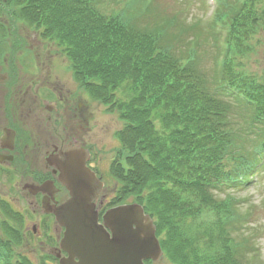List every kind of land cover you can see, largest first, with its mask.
I'll return each mask as SVG.
<instances>
[{
	"label": "trees",
	"instance_id": "16d2710c",
	"mask_svg": "<svg viewBox=\"0 0 264 264\" xmlns=\"http://www.w3.org/2000/svg\"><path fill=\"white\" fill-rule=\"evenodd\" d=\"M220 1L206 29L215 37L221 24L225 50L221 68L217 60L209 75L199 66L198 34L189 49L188 42L174 45L193 27L176 16L158 13L159 25L140 22L136 10L108 14L106 0H0V14L57 41L84 90L119 113L124 127L109 171L117 181L111 204L133 197L145 207L164 235L165 264L248 260L249 240L240 238L239 227L252 215L228 190L253 181L264 139V78L238 62L264 49L255 39L264 25V0ZM174 24L178 32L170 30ZM0 211V264H34L18 252L26 217L1 198Z\"/></svg>",
	"mask_w": 264,
	"mask_h": 264
},
{
	"label": "rangeland",
	"instance_id": "374dc122",
	"mask_svg": "<svg viewBox=\"0 0 264 264\" xmlns=\"http://www.w3.org/2000/svg\"><path fill=\"white\" fill-rule=\"evenodd\" d=\"M152 1V2H151ZM145 0L140 2L139 0H104L105 4L103 5V11L112 14V12H125L128 14H132L133 11L139 14L142 13L143 16L140 18V22L148 23L155 22L159 25L162 23V19L171 18L170 16H176L177 19H182V25L184 27L193 26L191 31L184 34L182 41L179 37H182L181 34L174 40V45L182 48L185 42L189 44V41L196 34L199 35V39L202 42V46L195 49L199 53V66L204 67L207 71L205 73L212 74L213 68L216 65V59L218 58V51L220 53H224V43H225V32L220 31L218 27L215 28L218 33L215 37L209 36V30L206 28L207 22L211 21L218 7L216 5V1L214 0ZM235 1V0H234ZM129 3V5H128ZM235 3V2H234ZM237 2L235 6H237ZM131 6L132 9L128 8ZM150 6V7H148ZM9 11V8H6ZM123 10V11H122ZM126 10V11H124ZM160 14L163 17L157 18V14ZM169 16V17H166ZM0 19H7V14H0ZM11 21V20H9ZM157 24V25H158ZM14 29L15 34H19L18 42L12 41L17 47L12 50V57L10 56L9 60H13V64L20 63L22 65L21 69H16V77L17 80L15 84L21 85L20 88L16 89V93L18 96H14V98H21L22 93L29 88L33 94L39 95L40 91H42L43 95L45 92L43 91V87L46 85L48 81L59 82L62 86H65L63 89L64 96L67 94V88L72 90L71 93H74L78 96V87L77 82L74 79V72L70 68L71 62L68 57H65L64 53H62L63 47L59 45L56 41H50V44H47L43 41V37L40 32L36 33L35 31H31L30 25L24 22L15 23ZM171 31L178 32L179 29L176 24L170 27ZM4 32V31H3ZM2 29L0 27V37H2ZM13 32V33H14ZM21 35V36H20ZM35 36V38L33 37ZM174 37V36H173ZM255 39H259L260 41H264V25L263 29L260 30L259 34L256 35ZM33 42L32 48H37L31 50L27 47L30 43ZM39 43H37V41ZM196 40V39H195ZM194 40V41H195ZM22 43V44H19ZM254 43V47L257 46L258 41L253 40L251 44ZM192 44L188 46L187 49L191 47ZM19 46V47H18ZM7 47H0V56L1 51H7ZM260 50V51H259ZM11 51V50H10ZM257 51L259 53L250 54L245 58L238 57V62L242 65L246 66V70L248 72L257 73L260 77L264 78V49L258 47ZM42 54L40 56L39 63L34 64L32 62L29 64L28 60L29 56H33L35 53ZM23 59V62H20L19 59ZM18 58V60H16ZM2 59V58H1ZM2 60H0L1 62ZM46 63V69H43V63ZM9 61L5 65L4 71L6 69H10ZM217 68V66H216ZM2 72V71H1ZM14 78V77H13ZM42 85L39 87V85ZM39 91V93H37ZM117 95L119 97H125L126 95V87L122 86L117 90ZM85 93V92H84ZM83 100L81 102L86 101L83 106L79 107V101L76 102V105H68L69 110L63 112L62 116H60V122L64 124V127L67 131H72L78 133L82 140L86 144L87 147L92 148V161L91 164L98 170L101 175H103L102 179L105 181V189L102 194V198L104 202L109 201L116 192L115 186L116 182L113 177L110 176V166L116 159L119 151L122 148L121 140L119 138V133L124 127V122L119 117L118 112H108V106L97 99H93V97L88 96L85 93L82 97ZM8 105L11 106V103ZM1 111L3 114V106L4 103L0 99ZM67 106L63 104L61 108ZM25 106H22L24 108ZM21 106L16 108L15 118L21 122V131L29 130L30 126L32 129V136L26 134V138L20 143H16V151L21 153V158H15L16 162L14 165L20 166L23 163L28 164L23 167L24 172L21 173L18 170L13 168L14 165H10L6 168V171L0 172V198L4 199L11 204H13L16 210L21 211L26 217L25 220V241L18 249V252H23L25 255L29 256L30 260L34 264L42 263V256H46L48 252H51V249L47 247L50 245L49 239L45 236V231L47 228L44 227V222L48 219V216L43 213L40 207H37L33 199H28L26 196V191L24 192V184L27 181L35 179L36 174L32 172L33 170L39 169L37 167V156L39 154L40 148L43 145V141L38 140V132L36 129L32 128V125H35V118L28 120H20L17 115L20 112ZM68 115L65 116V113ZM5 118V119H4ZM6 123V117L0 115V136H1V128ZM9 128L18 129L17 126L12 124L8 125ZM51 127L49 128V130ZM41 131L48 130L46 127L40 128ZM41 137V136H40ZM21 136H18V140ZM46 137H44L45 139ZM80 139V138H76ZM41 143V145L39 144ZM49 145L52 143L48 142ZM9 150L12 154L15 153V150ZM259 152V162H258V173H262L264 171V165L262 163L264 159V152L257 147ZM0 151L2 149L0 148ZM28 168V170H26ZM1 170V169H0ZM26 170V171H25ZM12 173L13 177H9V174ZM226 189V188H225ZM232 190V191H231ZM241 203V209L249 211L251 213V217L247 218L244 221V225L239 227V234H241L240 238H248V248L246 252V259H248L245 264H264V172L259 176V178H254V182H251L248 185H242L239 189H229ZM220 195V192L218 193ZM101 199V198H100ZM131 201L132 198L130 199ZM100 202V200H99ZM98 202V203H99ZM1 214V211H0ZM214 222L217 221V218H212ZM54 226L50 229V233L53 234V238H55V232L59 233L60 229L57 225L52 224ZM31 232V233H30ZM236 237L237 234H234ZM164 238V235H161L160 238ZM241 240V239H240ZM51 242V241H50ZM56 244V241L55 243ZM52 245V244H51ZM165 263H167L165 259ZM50 264H57L51 263Z\"/></svg>",
	"mask_w": 264,
	"mask_h": 264
},
{
	"label": "water",
	"instance_id": "95a60500",
	"mask_svg": "<svg viewBox=\"0 0 264 264\" xmlns=\"http://www.w3.org/2000/svg\"><path fill=\"white\" fill-rule=\"evenodd\" d=\"M14 136L11 131L4 135L2 147L13 149ZM49 142L52 144L47 146L43 139L42 166L45 172L52 171L56 181L30 182L23 189L36 206V195L41 192L43 211L54 214L55 225L64 228L57 251L60 264H146L149 259L158 263L163 251L154 220L144 207L132 203L110 208L100 221L97 201L104 182L87 166L90 152L71 146L55 153V142Z\"/></svg>",
	"mask_w": 264,
	"mask_h": 264
},
{
	"label": "flooded vegetation",
	"instance_id": "af4514ba",
	"mask_svg": "<svg viewBox=\"0 0 264 264\" xmlns=\"http://www.w3.org/2000/svg\"><path fill=\"white\" fill-rule=\"evenodd\" d=\"M41 55L42 54L37 53V54H33V56H29L28 60L29 59L31 60V61H28L29 64L34 62L36 66V64L39 63ZM8 56L12 57V55H8ZM9 59L8 58L5 59V64L4 62L2 63L3 65L0 64V71H2L5 69L4 68L5 65L9 61L11 62L9 64L11 66L10 69L8 70L6 69L5 71L6 76H7L6 80H4L3 82H0V99L4 103V106H3L4 111L2 114V111L0 110V115H2L3 117L4 116L6 117V123L1 128V135L3 134L6 128H9L8 125L12 124L14 126H17L18 128V129H14L16 131L15 141H18V136H21L20 139L24 140L26 138L27 133L29 134L30 137L32 136L31 126L29 130L21 131L20 130L21 122L15 118L16 108L18 106H21L20 112L17 114L19 115L18 118L20 120L24 121V120H28V118L29 119L35 118L36 124L32 125V128L36 129L38 134L41 133V130H40L41 126L48 128V130H45L43 132V135L55 142V144H53V152L57 153L59 150H61L60 148L66 149L69 146H73L79 143L80 145L84 146L85 143L82 140V137H80L78 133H75L72 131L63 132L59 128L60 125H62V121L60 122V116H62L61 113L62 111L65 112L69 110L68 105H76V102L79 101L78 106L81 107L83 106L84 103H86L85 100L84 102H81V100H83L82 93L79 92L78 96H76L74 93H71L72 90L67 88V94L64 96L63 89L65 88V86H62L59 82L48 81L46 85L42 88L43 91L45 92V95H43L42 91H40L39 95L33 94L32 91L29 88H27L22 93L21 98L15 99L14 96H18L16 93V89L21 87V85L15 84V82L17 81L15 79L16 74H17L16 69H21L22 65L20 63L13 64L12 62L14 61L9 60ZM23 59L25 58L22 57V59H19V61L23 62ZM16 60H18V58ZM36 69H38L37 66H36ZM43 69H46L45 62L43 63ZM42 85L44 84L39 85V87H41ZM37 93H39V91H37ZM9 103H11V106L8 105ZM63 104H66L67 106H65L64 108H61ZM22 106H25V107L22 108ZM1 107L2 106H0V109ZM66 115H68L67 112L65 113V116ZM50 127L51 129L49 130ZM63 129L65 128L63 127ZM70 135H74V136L72 138H69ZM76 138H80V139H76ZM38 140L41 141V138H38ZM39 144L41 145V143ZM47 146H49V143H47ZM14 150H15V153L9 165L15 164L16 162L15 158L22 157L20 151L19 152L16 151V145H15ZM42 154H43V147L40 148L39 154H36L38 155L37 163H40ZM46 154H47L46 156L50 155V153H46ZM6 156L7 155L4 154L5 159H6ZM27 165L28 164L23 163L20 166L14 165L13 168L20 169L21 171H23L24 170L23 167ZM46 177H49V175H47Z\"/></svg>",
	"mask_w": 264,
	"mask_h": 264
}]
</instances>
